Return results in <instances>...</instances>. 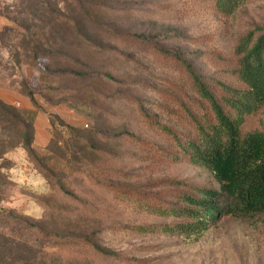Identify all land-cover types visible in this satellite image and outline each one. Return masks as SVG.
<instances>
[{
  "label": "rangeland",
  "instance_id": "1",
  "mask_svg": "<svg viewBox=\"0 0 264 264\" xmlns=\"http://www.w3.org/2000/svg\"><path fill=\"white\" fill-rule=\"evenodd\" d=\"M253 25L264 26V0H251L233 16L192 9L189 0H0V91L9 96L1 102L13 108L0 110V264H264V241L248 221L223 217L216 228L185 233L197 227L196 213L169 183L219 189L208 169L108 140L129 134L174 149L144 124L134 98L164 123L191 131L172 115L183 111L168 98L178 75L137 38L189 59L210 77L205 49H219L228 59L234 37ZM197 38L202 43L191 42ZM263 113L250 117L245 129L263 130ZM39 115L49 141L62 131L52 128L51 117L89 135L82 145L89 157L100 156V180L126 193L110 196L84 183L79 167L72 171V138L62 135L56 144L37 146ZM33 130L38 158L54 159L70 179L64 195L55 196L50 187L48 198L39 196L44 181L23 149ZM139 194L160 200L152 208L169 205L172 211L159 216L141 210L146 206ZM144 227L152 229L133 230ZM78 234L119 259L51 240Z\"/></svg>",
  "mask_w": 264,
  "mask_h": 264
},
{
  "label": "trees",
  "instance_id": "2",
  "mask_svg": "<svg viewBox=\"0 0 264 264\" xmlns=\"http://www.w3.org/2000/svg\"><path fill=\"white\" fill-rule=\"evenodd\" d=\"M250 1L189 0L192 9L202 12L210 9L226 16L235 15ZM137 40L146 45L148 53L152 56L166 61L169 68L178 75L177 82L172 84V92L168 98L175 101L184 113L178 115L172 111V115L178 122L186 121L191 131L184 133L179 130L178 126L164 123L148 112L144 101L134 98L133 102L144 124L171 140L174 149L165 151L162 147L148 145L129 134L112 136L108 140L136 143L174 162L188 160L189 163L210 171L213 179L220 186L219 189L175 181L169 183L177 189L175 191H181L180 195L193 206V211L196 213L197 227L187 229L185 233L188 236L196 233L195 230L205 231L216 228L223 217H227L248 221L256 231L258 238L264 241V129L250 131L245 129L246 121L264 109V26L253 25L245 33L234 37L232 55L228 59L219 49H205L204 53L208 55L206 57L208 67L213 71L210 77L198 72L189 59L166 50L156 43L146 42L141 38ZM191 42L202 43V40L197 38ZM11 88L19 90L15 88V84H11ZM20 93L31 98L30 93ZM0 110L11 112L13 108L0 101ZM51 121L53 129H62L61 135L58 134L53 140L61 138L62 135L73 139L72 150L76 158L75 162L67 163H74L72 171L77 172L76 167L80 168L78 173L83 176L84 183H94L110 196H120L126 193V190L108 181L100 180L99 175H102V170L96 166L100 161V156L89 157L82 145L90 139L89 135L79 129L71 128L57 117H51ZM32 133L34 134V130L28 132L29 135L23 149L31 160L30 162L36 166L41 180L44 181L42 185L45 186V190L39 196L48 198L49 195L46 192L50 191V187L55 196L58 191L64 195L65 185L69 184L70 179L65 180L59 170V163L54 159L38 158L33 147ZM53 140L48 146L56 144ZM137 200L146 206L141 210L148 213L167 216L172 211L169 205L152 208V205L160 200L148 195L139 194ZM81 206L82 209L85 208L83 204ZM200 215H202L201 218ZM150 229L152 227L134 228L133 230L146 232ZM175 229L177 228L168 231ZM51 238L52 241H57L63 246L84 249L86 254L88 251L106 259H119L118 256L102 249L91 240V237L84 234L71 237L52 236ZM81 251L83 250H79L77 254Z\"/></svg>",
  "mask_w": 264,
  "mask_h": 264
},
{
  "label": "crops",
  "instance_id": "3",
  "mask_svg": "<svg viewBox=\"0 0 264 264\" xmlns=\"http://www.w3.org/2000/svg\"><path fill=\"white\" fill-rule=\"evenodd\" d=\"M8 98H9V96H7L6 92L0 91V101L3 100L6 102V101H8L7 100ZM47 129H48V126H47L46 121L44 119L40 118V115H39V117H37V120L35 123V135H36L35 136L36 137L35 143L37 146H42V143H44V142L46 143L47 141H49Z\"/></svg>",
  "mask_w": 264,
  "mask_h": 264
}]
</instances>
